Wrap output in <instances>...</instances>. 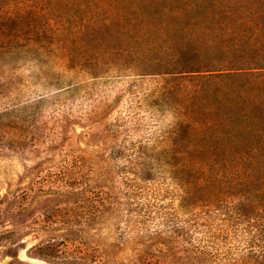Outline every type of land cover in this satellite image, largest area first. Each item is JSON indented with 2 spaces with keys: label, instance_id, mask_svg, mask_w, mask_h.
I'll return each instance as SVG.
<instances>
[{
  "label": "rangeland",
  "instance_id": "374dc122",
  "mask_svg": "<svg viewBox=\"0 0 264 264\" xmlns=\"http://www.w3.org/2000/svg\"><path fill=\"white\" fill-rule=\"evenodd\" d=\"M66 1L0 0V25L21 24L0 26V264H182L170 250L188 217L184 152L214 122L194 107L196 70L223 53L212 22L172 31L168 67L119 51L118 28L116 54L97 55L106 38L88 28V55L73 58L59 32ZM260 2L234 5L227 32Z\"/></svg>",
  "mask_w": 264,
  "mask_h": 264
},
{
  "label": "trees",
  "instance_id": "16d2710c",
  "mask_svg": "<svg viewBox=\"0 0 264 264\" xmlns=\"http://www.w3.org/2000/svg\"><path fill=\"white\" fill-rule=\"evenodd\" d=\"M240 2L67 0L60 12L59 32L71 57L88 55V28L106 38L97 55L116 54L110 41L118 28V50L144 68L168 67L177 58L180 48L171 42L172 31L191 32L204 19L212 22L210 42L223 55L214 68L196 70L201 73L194 107L211 112L214 122L196 134L195 148L184 152L181 199L188 217L182 221L179 249L170 250L181 253L182 264H264V50L245 52L242 60L235 55L264 46V0L246 5L237 18L241 22L228 33L225 19L238 13L232 7ZM0 26L5 32L21 24L6 20ZM229 62L234 66L222 68Z\"/></svg>",
  "mask_w": 264,
  "mask_h": 264
}]
</instances>
